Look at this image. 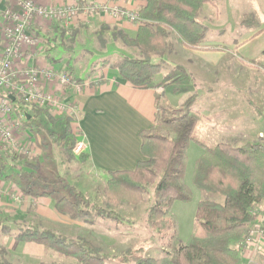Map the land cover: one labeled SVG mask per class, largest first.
Listing matches in <instances>:
<instances>
[{
  "label": "trees",
  "instance_id": "trees-1",
  "mask_svg": "<svg viewBox=\"0 0 264 264\" xmlns=\"http://www.w3.org/2000/svg\"><path fill=\"white\" fill-rule=\"evenodd\" d=\"M216 1L146 0V4L136 11L135 24L138 29L134 38L116 27L101 25L95 32L99 50H104L111 41L136 48L142 56L105 62L102 68L116 71L118 77L133 88H159L161 85L155 83V80L163 68V58L173 51L171 36L186 49L214 50L202 46L208 28L197 18L205 5H214ZM241 25L258 27L259 24L250 15H244ZM77 33L78 30H73L72 38ZM153 55L160 57L161 62L152 63L150 57ZM255 64L264 71V51L261 61ZM75 79L78 82L84 81ZM161 100L159 97L156 101L153 125L139 133L141 153L145 160L138 162L132 171L106 173L107 180L103 189L106 208L91 203L75 187L64 185L66 195L56 200V212L73 221L93 223L94 219H101L120 223L119 216L109 207L137 206L146 188L152 186L154 201L147 213V224L156 233L158 244L165 249L164 257H146L142 248L127 250L120 258L122 264H244L243 243L255 223L253 212L264 205V135H259L255 142L241 146L226 142L208 144L196 131L202 116L193 110L195 97L186 99L176 115L168 116ZM14 104L19 115L23 116L22 130L35 132L40 129L42 118L53 121L48 110L22 107L17 100ZM249 106L256 118L264 120V106L257 107L250 101ZM78 136L68 120L58 143L60 149L70 156ZM191 143L202 150L193 165L192 186L222 196L224 201L198 202L195 227L182 243L172 207L177 202L190 203L193 200L192 190L185 183L187 151ZM27 155L14 153L8 156L0 146L1 163L9 158L30 170L27 172L23 169L24 172L18 173L25 186V193L46 197L56 194V188L41 183V178L35 174L37 166L29 164ZM78 159L85 163L88 155L81 154ZM5 223L0 218V231L9 233L10 229ZM16 238L22 242L38 243L46 251L60 258L74 260L76 264H106L108 260L101 249L89 240L68 239L49 230H40L36 225L20 230ZM6 258L7 250L0 246V264H8Z\"/></svg>",
  "mask_w": 264,
  "mask_h": 264
},
{
  "label": "rangeland",
  "instance_id": "rangeland-1",
  "mask_svg": "<svg viewBox=\"0 0 264 264\" xmlns=\"http://www.w3.org/2000/svg\"><path fill=\"white\" fill-rule=\"evenodd\" d=\"M228 2L230 0H217L214 5L206 6L205 10H208L206 15L211 18L217 16L220 24L215 25L214 21L206 22L202 19V15L197 18L199 22L208 28L204 42H215L214 45L208 47L214 48L211 51H217L220 47H225L226 50H229L228 47L232 46H235L236 49L240 44V37L245 32L258 30L264 25V10L261 8V6H264L263 0H244L242 6H240V11L239 8L237 9L238 13H235L236 15L230 14L231 9ZM241 12L247 14H242ZM252 12L256 13L257 17L251 14ZM244 15H250L253 19H256L259 24L258 27L241 25ZM119 48V55L116 54L111 57H105L104 55L103 58L97 53H92L91 47H88L85 52L77 51L70 64L75 67L76 74L80 76V79L86 80L90 79L94 72L103 69L102 64L105 62H112L123 57H142L136 48L125 47L121 44H119ZM231 60L233 63L238 62L235 57H232ZM150 61L152 63H160L161 58L153 55L150 57ZM259 61H261V57L259 60H255V63H259ZM255 63L241 64L243 67L245 66L244 68L261 71L262 69L258 68ZM239 70H241V67L238 63L233 64L231 72L228 71L223 79L221 78L218 83L213 84L214 80L209 82L207 78L202 77L200 74L196 76V73L189 68L186 62L179 58V55L177 57H167L160 75L156 78L157 84L161 85L159 88L165 91V93L162 91L161 104L168 111L167 116L176 115L186 99L195 97L196 102L193 110L198 111L202 116L197 124L196 131L199 137L208 144L226 142L234 146H241L257 141L258 136L261 135L259 132H262V136L264 135V120L254 116L253 109L249 106V101L259 107L264 106V100L256 93L253 95V90H255L253 87L256 80V77L253 76L254 73L253 75L250 74L249 77H245ZM209 89H212L214 94L213 92H207ZM52 118L53 121L42 118V127L35 132L27 130L25 133L22 132L21 135L18 133L19 143L24 148L29 149L27 155L29 164L37 166L35 174L41 178V183L48 184L51 188H56L57 190L56 194L54 193L47 198L57 200L59 197L66 195L63 186L69 185L82 192L91 203L97 204L101 208H106L103 189L106 185L107 177L103 178L91 174L85 168V163H81L78 159L84 153L77 155L72 150L69 156L58 145L60 138L63 136L65 123L68 120L71 123L75 121L56 115H52ZM78 138L80 137L78 136ZM201 152V148L194 143L190 144L187 151L185 183L192 190L193 200L190 203L177 202L172 207L177 220V231L182 243L186 241L195 227L197 203L203 200L219 203L224 201L222 196L198 190L191 184L193 165ZM14 153L6 152L8 156ZM6 163V165L1 164L0 168L11 167L17 172V175L20 171L24 172L23 169L26 170V168L9 158H6ZM26 171L30 172V170ZM35 192L38 191L35 190ZM153 193L154 187L148 186L142 196V201L137 206H110L109 209L119 216L120 223L101 219H94L93 223L83 220H71L73 222L72 229H58L57 234L64 233L63 236L72 240L84 238L93 242L101 249L102 254L107 257L106 264H122L120 258L127 250L133 251L140 248L143 249V254L146 257L163 258L165 249L158 244L156 233L147 224V213L154 201ZM263 207L264 205L257 207L256 213L260 212ZM5 222L7 225L8 222L6 220ZM31 225L38 226L40 230L52 231L39 224H30L28 226ZM28 226L25 224H14L13 232L17 234ZM44 250L46 249L44 248ZM46 252H49L47 260L49 262L45 264H76L74 260L60 258L51 251ZM6 260L9 262L7 258ZM243 262L244 264H264V240L261 243L254 242L244 249ZM8 264L13 263L9 262Z\"/></svg>",
  "mask_w": 264,
  "mask_h": 264
},
{
  "label": "crops",
  "instance_id": "crops-1",
  "mask_svg": "<svg viewBox=\"0 0 264 264\" xmlns=\"http://www.w3.org/2000/svg\"><path fill=\"white\" fill-rule=\"evenodd\" d=\"M39 6L59 7L72 6L76 0H33ZM228 1V0H227ZM264 1V0H263ZM86 3L115 4L127 10L136 12L146 4V0H85ZM244 0H230L231 13H238ZM264 3V2H263ZM205 5L200 15L206 22L214 21L220 24L217 16L208 17ZM211 8V6H209ZM228 7V8H229ZM261 8L264 10V6ZM260 8V10H261ZM212 9V8H211ZM7 10L18 13L19 9L11 2L0 0V44H2V27L4 14ZM213 10V9H212ZM214 11V10H213ZM227 11H229L227 9ZM248 12V11H247ZM250 12V11H249ZM242 13V12H241ZM247 14V13H242ZM256 16V13L252 12ZM257 17V16H256ZM101 25L116 27L123 30L130 38H134L138 29L137 24L125 20L114 19L110 15L98 13L93 16H80L68 28L59 25H50L40 18L34 20L32 32L40 41V46L35 55L24 59L19 67L51 66L57 72L73 73L72 76L80 78L76 69L70 62L77 51L85 52L91 47L92 53L101 57H111L120 54L119 44L109 41L104 50H99L95 32ZM78 30L72 38V31ZM260 30H263L260 32ZM73 39V40H71ZM240 44L235 46L220 47L217 51L190 50L180 45L174 36L170 37L173 51L167 57H177L186 62L196 76L200 74L213 84L223 79L226 73L232 70V65L237 64L245 77L254 75L256 78L253 90L264 100V74L263 70L244 68L241 63L248 64L262 57L264 51V25L255 31L245 32L240 37ZM215 42H203L207 48ZM227 48V47H226ZM115 51V52H114ZM232 51V52H231ZM234 52V53H233ZM232 53V55H231ZM232 57L238 62H232ZM131 58V57H129ZM185 59V60H184ZM241 63H240V62ZM240 63V64H239ZM84 80V79H83ZM83 82L87 86L80 92L72 89L64 90L67 101L76 103L80 107V114L72 123L75 130L83 139L88 159L85 168L95 174L106 178V173L116 171H132L138 162L145 158L141 153L139 133L149 129L154 122L156 101L162 98L161 88L136 89L125 80L118 77L117 72L109 68L94 72L90 79ZM155 83H158L155 80ZM212 84V85H213ZM48 88V87H47ZM207 92H213L212 89ZM165 93V91H164ZM214 94V92H213ZM212 95V94H211ZM27 130L19 131L20 135ZM262 134V132H259ZM6 165V159L0 165ZM53 198L35 196L24 192L17 172L11 167L0 168V218L8 222L11 232L0 231V245L7 250V259L15 264H45L48 263V253L43 246L34 242H22L13 232L14 224H39L46 229L58 233L59 230L72 229V221L59 215L55 210ZM253 227V226H252ZM64 235V233H60Z\"/></svg>",
  "mask_w": 264,
  "mask_h": 264
},
{
  "label": "built area",
  "instance_id": "built-area-1",
  "mask_svg": "<svg viewBox=\"0 0 264 264\" xmlns=\"http://www.w3.org/2000/svg\"><path fill=\"white\" fill-rule=\"evenodd\" d=\"M19 9L18 13L7 10L2 27V44H0V146L5 152L28 154L18 141V133L23 127V116L14 101L22 107H35L48 110L51 115L76 120L80 107L67 101L66 89L80 92L87 86L78 82L67 72H57L51 66L19 67V64L39 49L40 41L32 32L36 18L50 25L68 28L80 16L89 17L98 13L110 15L114 19L137 22L136 12L113 4L86 3L76 0L72 6L44 7L33 0H4ZM48 87V88H47ZM14 97V101L10 99ZM20 134V133H19ZM262 136V134L260 135ZM86 146L80 137L75 143L74 154L85 153ZM253 212L255 223L244 241V246L264 240V207L260 212ZM245 247V248H246Z\"/></svg>",
  "mask_w": 264,
  "mask_h": 264
},
{
  "label": "water",
  "instance_id": "water-1",
  "mask_svg": "<svg viewBox=\"0 0 264 264\" xmlns=\"http://www.w3.org/2000/svg\"><path fill=\"white\" fill-rule=\"evenodd\" d=\"M10 99H11L12 101H14V97H13V96H10Z\"/></svg>",
  "mask_w": 264,
  "mask_h": 264
}]
</instances>
